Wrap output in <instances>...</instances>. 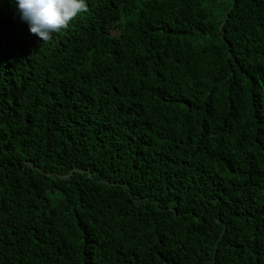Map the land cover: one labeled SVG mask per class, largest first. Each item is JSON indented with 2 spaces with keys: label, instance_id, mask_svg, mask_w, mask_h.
Listing matches in <instances>:
<instances>
[{
  "label": "trees",
  "instance_id": "obj_1",
  "mask_svg": "<svg viewBox=\"0 0 264 264\" xmlns=\"http://www.w3.org/2000/svg\"><path fill=\"white\" fill-rule=\"evenodd\" d=\"M86 2L0 0V264H264V0Z\"/></svg>",
  "mask_w": 264,
  "mask_h": 264
},
{
  "label": "clouds",
  "instance_id": "obj_2",
  "mask_svg": "<svg viewBox=\"0 0 264 264\" xmlns=\"http://www.w3.org/2000/svg\"><path fill=\"white\" fill-rule=\"evenodd\" d=\"M14 3L21 21L26 22L29 31L43 41L67 27L88 7L86 0H14Z\"/></svg>",
  "mask_w": 264,
  "mask_h": 264
}]
</instances>
